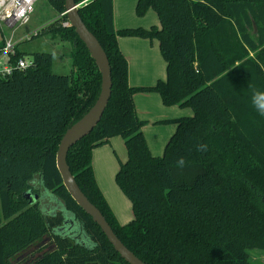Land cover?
Wrapping results in <instances>:
<instances>
[{"label": "trees", "instance_id": "trees-1", "mask_svg": "<svg viewBox=\"0 0 264 264\" xmlns=\"http://www.w3.org/2000/svg\"><path fill=\"white\" fill-rule=\"evenodd\" d=\"M45 1L59 15L66 11L65 0ZM149 9L159 26L122 30L115 27L114 0H88L79 9L108 55L113 85L100 122L68 152L71 172L147 264H253L250 252L264 250V116L252 104L253 91H264V0H138V15ZM61 21L48 32L72 44L78 79L55 73L50 52L33 53L34 66L0 79V264H129L73 199L57 168L63 134L101 89L85 43ZM119 36L158 40L167 79L132 86ZM17 52L24 56L20 47ZM153 91L165 105L194 112L177 120L162 156L152 154L134 102L137 92ZM115 136L128 152L116 174L133 206L134 218L124 225L92 162L93 150ZM35 182L79 223L82 237L54 232L65 211L44 213L32 199L41 198Z\"/></svg>", "mask_w": 264, "mask_h": 264}, {"label": "crops", "instance_id": "crops-1", "mask_svg": "<svg viewBox=\"0 0 264 264\" xmlns=\"http://www.w3.org/2000/svg\"><path fill=\"white\" fill-rule=\"evenodd\" d=\"M138 0H114V21L117 30L159 26L158 14L149 9L144 15L137 13ZM1 41V40H0ZM119 47L129 64V83L137 87L154 86L167 79V62L159 41L137 36H119ZM134 102L140 119L145 121L143 132L153 155L162 156L167 143L176 132L177 120L194 114L190 107L167 106L159 92H137ZM118 156L127 160L125 140L112 137L108 143L93 150V169L96 181L117 220L127 224L134 218L131 200L116 182L119 170ZM123 156V157H122ZM123 160V159H122Z\"/></svg>", "mask_w": 264, "mask_h": 264}, {"label": "water", "instance_id": "water-1", "mask_svg": "<svg viewBox=\"0 0 264 264\" xmlns=\"http://www.w3.org/2000/svg\"><path fill=\"white\" fill-rule=\"evenodd\" d=\"M86 2L65 0V8L67 12L66 15L70 21L71 26L75 28L80 39L85 43L88 51L90 52L91 57L96 62L98 70L101 74V89L95 103L77 121L72 123L63 134L56 155L57 168L62 176L63 184L65 185L73 199L85 212H87L93 218L94 222H96L101 227L109 242L122 256V258H124L129 264H147L132 250H130L117 236L101 210L88 198V196L80 188L75 176L71 172L70 166L67 161V156L70 148L84 136L89 134L100 122L112 94L113 83L111 75V65L108 55L98 38L88 29L79 13V9ZM26 197H29L31 199V192H28L26 194ZM39 197L40 196L38 194H35L34 198L32 199L38 200ZM64 210L66 211V209L63 208V211ZM68 214L71 216L69 212Z\"/></svg>", "mask_w": 264, "mask_h": 264}, {"label": "rangeland", "instance_id": "rangeland-1", "mask_svg": "<svg viewBox=\"0 0 264 264\" xmlns=\"http://www.w3.org/2000/svg\"><path fill=\"white\" fill-rule=\"evenodd\" d=\"M60 19L63 20L45 0H40L28 24L15 28L14 34L10 28H5L4 33L6 35L13 34L14 39L21 40L19 47L27 58H31L35 52L52 53L54 55L53 71L57 74L72 75L76 80L78 79L79 71L72 62V44L58 38L54 39L48 32L49 26ZM2 34L0 31V40H2ZM254 55L253 51H249V56ZM117 160H119V166L120 162H124V158H120L119 156ZM39 188L41 190L39 201L44 213L50 214L51 210L59 211L63 209L62 204L54 198L53 194L41 186ZM73 230L76 231L77 228ZM250 255L251 263L264 264V250L254 249L250 252Z\"/></svg>", "mask_w": 264, "mask_h": 264}, {"label": "built area", "instance_id": "built-area-1", "mask_svg": "<svg viewBox=\"0 0 264 264\" xmlns=\"http://www.w3.org/2000/svg\"><path fill=\"white\" fill-rule=\"evenodd\" d=\"M87 0H84L86 2ZM40 0H0V31L3 45L0 46V79L11 75L14 70H27L34 66V60L26 56L18 57L21 40L14 39L15 28L31 21ZM66 11L60 14L65 27L71 26ZM66 17V19H64ZM5 28L12 29L11 35L4 33Z\"/></svg>", "mask_w": 264, "mask_h": 264}, {"label": "flooded vegetation", "instance_id": "flooded-vegetation-1", "mask_svg": "<svg viewBox=\"0 0 264 264\" xmlns=\"http://www.w3.org/2000/svg\"><path fill=\"white\" fill-rule=\"evenodd\" d=\"M37 183L38 182H35L34 185L39 188L40 186ZM55 199L59 202V200L57 198H55ZM59 211H63V209H61ZM59 211H53V210H51L50 214L57 213ZM63 213H64V217H65L64 224L61 225V226H59V227H57L54 230V232L55 233H58L61 236H71L72 235L74 237H79V236L82 237L81 236L82 233H81V229H80L79 223L77 221H74V219L68 214V212L65 211ZM74 228H77V230L74 231L73 230Z\"/></svg>", "mask_w": 264, "mask_h": 264}, {"label": "clouds", "instance_id": "clouds-1", "mask_svg": "<svg viewBox=\"0 0 264 264\" xmlns=\"http://www.w3.org/2000/svg\"><path fill=\"white\" fill-rule=\"evenodd\" d=\"M252 104L255 109L260 113V115L264 116V91H253ZM180 163L182 164L183 161L181 160Z\"/></svg>", "mask_w": 264, "mask_h": 264}]
</instances>
